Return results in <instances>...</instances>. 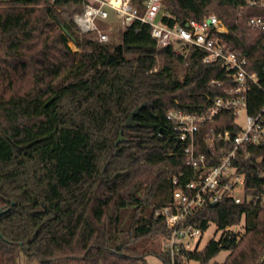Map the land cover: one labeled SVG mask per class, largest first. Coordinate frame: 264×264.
I'll use <instances>...</instances> for the list:
<instances>
[{"label":"trees","instance_id":"1","mask_svg":"<svg viewBox=\"0 0 264 264\" xmlns=\"http://www.w3.org/2000/svg\"><path fill=\"white\" fill-rule=\"evenodd\" d=\"M146 1L129 4L142 16ZM246 1L161 0L169 17L160 20L184 27L214 15L224 23L220 39L257 75L247 102L254 115L264 103V32L246 22L264 16V6ZM87 3L0 0V264L21 256L38 264H147L150 255L171 264L148 245L168 234L161 210L170 206L173 179L183 173L184 184L194 171L166 114L204 111L232 85L220 62L204 64L193 46L159 47L138 20L121 27L116 44L81 34L61 9ZM219 127L236 131L231 112L200 126L197 150L206 158L220 156L218 142L205 145ZM243 171L249 187L251 166L242 163ZM189 222L202 231L213 224L219 237L179 252L173 264H209L221 251L228 252L221 264H264V209L222 199ZM241 222L242 234L227 230Z\"/></svg>","mask_w":264,"mask_h":264},{"label":"built area","instance_id":"2","mask_svg":"<svg viewBox=\"0 0 264 264\" xmlns=\"http://www.w3.org/2000/svg\"><path fill=\"white\" fill-rule=\"evenodd\" d=\"M47 1L53 3L55 0ZM117 1L118 4L112 0H89L83 13L75 18L79 31L95 33L98 41L107 42V35L98 29L96 23L108 18L107 8L113 9L121 19L120 27L113 29L116 32L123 25L130 26L137 20L148 24L151 37L159 47L175 42L177 45L199 48L205 53L202 62L206 65L220 62L232 83L225 88L224 96L215 98L204 111L189 113L173 108L166 114L176 138L185 144V164L194 171L193 178L184 184L179 182L183 173L173 179L170 206L161 210L168 230L167 236L163 238V251L169 254L173 264L179 252L200 250L198 245L203 231L190 224L189 218L207 202L216 204L228 199L237 205L264 209V103L254 115L248 114V94L251 86L258 85L257 75L248 71L244 54L228 49L220 39L221 35L227 34V28L216 16L209 15L202 21H188L184 27H170L160 20L161 16L169 17L161 13V0H147L142 16L129 4V0ZM246 2L252 6H264V0ZM246 26L264 32V16L250 17ZM177 52H181L180 49L177 48ZM225 112L232 113L236 131L219 127L216 132L206 134L207 149L214 150L217 142L221 145L218 159H214L213 153L206 158V155L198 153L196 134L200 126L212 124ZM242 163L251 166L249 187L246 173L242 172ZM232 228L227 230L233 232ZM190 262L185 261L184 264Z\"/></svg>","mask_w":264,"mask_h":264},{"label":"rangeland","instance_id":"3","mask_svg":"<svg viewBox=\"0 0 264 264\" xmlns=\"http://www.w3.org/2000/svg\"><path fill=\"white\" fill-rule=\"evenodd\" d=\"M62 14L65 18H71L75 25V18L78 15H81L83 13L82 8L76 7V6H65L61 9ZM108 18L101 21H97L96 25L98 29L102 32H104L107 35V42H111L113 44H116L118 42L117 39V32L113 29L120 27L121 19L116 16L115 11L113 9H108ZM162 13V12H161ZM77 27V26H76ZM79 30V29H78ZM80 32V31H79ZM81 33V32H80ZM83 35H88L89 37L96 38L95 33H81ZM69 46L73 49L72 43H69ZM126 215V214H125ZM125 215L122 217L121 221V228H125L126 226V218ZM233 232L242 234L243 229H242V224L239 226H236L232 228ZM219 237V232L216 231V227L213 224H210L209 227L207 228L206 231H203L201 238L199 240V245L198 249H202L205 247V245L211 240V239H217ZM151 247H154L155 251H163L164 249V239L161 237H156L153 239L148 245V249ZM228 252L227 251H221L215 258H213L209 264L217 263L221 264L225 257L227 256ZM145 261L147 264H162V262L155 256V255H150L145 257ZM18 264H38L36 262H29L27 261L24 257H20ZM189 264H196L194 262H190Z\"/></svg>","mask_w":264,"mask_h":264},{"label":"water","instance_id":"4","mask_svg":"<svg viewBox=\"0 0 264 264\" xmlns=\"http://www.w3.org/2000/svg\"><path fill=\"white\" fill-rule=\"evenodd\" d=\"M143 107V105L135 108L127 117V120L125 121L123 127L126 128H131L134 126L133 123V118L137 115V113L140 111V109ZM122 140L121 133H119V137L117 139V143ZM1 214V213H0Z\"/></svg>","mask_w":264,"mask_h":264},{"label":"bare ground","instance_id":"5","mask_svg":"<svg viewBox=\"0 0 264 264\" xmlns=\"http://www.w3.org/2000/svg\"><path fill=\"white\" fill-rule=\"evenodd\" d=\"M114 3L118 4V1L117 0H112Z\"/></svg>","mask_w":264,"mask_h":264}]
</instances>
